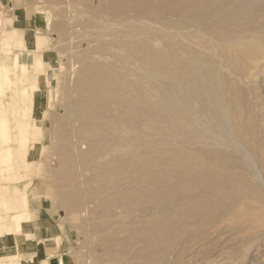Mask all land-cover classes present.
<instances>
[{"label":"bare ground","instance_id":"6f19581e","mask_svg":"<svg viewBox=\"0 0 264 264\" xmlns=\"http://www.w3.org/2000/svg\"><path fill=\"white\" fill-rule=\"evenodd\" d=\"M97 1L55 0L65 16L78 14L81 39L98 46L90 40L92 51L76 52L81 95L69 92L66 107L80 124L69 117L61 125L64 164L53 170L69 179L58 194L67 209L83 211L85 198L94 205L87 212L105 258L97 264H168V253L180 257L236 213L256 226L264 206V0ZM22 78L13 96H26ZM3 87L0 243L2 264H18L19 238L38 215L30 111L23 101L10 122Z\"/></svg>","mask_w":264,"mask_h":264},{"label":"rangeland","instance_id":"374dc122","mask_svg":"<svg viewBox=\"0 0 264 264\" xmlns=\"http://www.w3.org/2000/svg\"><path fill=\"white\" fill-rule=\"evenodd\" d=\"M91 1L93 5L95 4L94 6H97V0ZM77 18L78 14L74 11H69L65 16L62 5L57 4L55 0H0V49L4 55H7L12 64L10 66L11 72H8L2 66L0 67V84H3V86L6 84L8 89H4L8 93L4 102L7 104L6 112L10 122L18 117L15 112H21L24 105L23 101L29 102L27 108L30 112L26 115V118L29 120L31 132L29 143L31 148L30 161L34 166L30 196L37 201L33 209L38 212L36 217H32L26 223L28 231L24 232L34 234L32 241L35 248L28 250L32 251L29 253H34L36 259L37 253L42 249V247L37 246L38 242L46 248L49 245L50 251H54L55 248L58 250L57 245L60 244L59 254L64 249V253H66L71 264H97L98 261L96 262L95 259L100 258L99 262H101L105 258L96 250L98 244L95 242L98 235L93 229V225L96 223L93 222V219L94 221L96 219L89 216L91 214L89 211H92L91 208L94 205L91 200L85 198L86 202L82 205L83 211H81V207H75L72 210H70L71 208L67 209L64 206L65 200L63 198L61 200L58 194L67 192L68 188L64 190L63 185L65 187L69 186V182L67 183L69 179H65L64 174L53 175V170H62L64 164V160L61 158V148L58 146L61 145L63 138L61 125L69 117V121L74 120L73 122L77 123L75 125L71 122L73 126L79 127L80 124L79 121H76L74 115L72 116L74 110H68L72 107L70 108V105H68L67 99L70 94L73 96L70 95L71 98H76L80 94L76 85L79 74L76 75V72L80 73L81 70L79 69H82L80 66L83 67L84 63L82 58L78 57V54L81 56V52H84L87 46L85 52L91 50V45L88 44L91 38L89 37L88 41L85 40V37L81 39L82 27L76 25ZM16 29H21L22 37H26L24 44H18L16 36L20 33ZM92 40L90 43L94 42L95 44L96 41ZM94 44L93 46H98V43ZM93 46L92 49H96ZM74 52L75 54L78 53L77 56L75 55L77 60L73 55ZM94 53L95 51H93ZM106 53L109 54V52H105V55H103L106 57L102 55V58L111 62L110 54ZM100 57L96 59H102ZM80 60H82L83 65H81ZM94 61L96 60L94 59ZM5 64L7 63H4L3 66ZM13 68H17V71H13ZM21 78L26 81L27 94L25 97L24 93L13 96L12 94L16 93L15 91H21V87L18 89ZM3 86L0 85V88H4ZM68 88L71 90H68ZM75 93L79 94L75 95ZM66 106H69V108L67 109ZM68 112L72 114H68ZM64 114L66 115L64 116ZM40 126L43 128L41 133L37 132ZM59 126L60 130H58ZM59 131H61V134ZM57 135L58 137H56ZM84 146H88V148L85 150ZM88 149L90 150L89 142L84 143L82 145L83 153L88 152ZM14 151L17 152V146ZM79 159L81 161L82 158L78 156L77 160L73 162L79 164ZM14 161L17 164L20 163L16 156ZM59 163L62 164H60L62 167ZM76 166L79 168L77 170L80 171V165ZM83 172L85 174L86 171ZM82 178L80 183L85 177ZM23 186V184L20 185L19 189H22ZM59 188L63 190L60 191ZM82 188L84 189L83 184ZM26 189L27 186L25 185L24 190ZM66 196L67 202H69L72 196ZM86 203H89V207L87 205L84 207ZM84 216L87 217V220L91 218L92 221H87ZM259 217H261L260 220L254 226L244 224L238 220L237 213L234 217L230 216V220L226 219L218 223L219 227L217 229H215V226L212 227L207 239L202 241L203 243H197V246L194 245V248L180 257L175 254L172 255V251L171 254L168 253V264H264V206ZM13 224L21 226L22 221L18 220ZM22 237L24 236L22 235ZM138 241L140 240L132 238V242ZM126 242L128 245L130 242L129 237ZM45 243L48 245L46 246Z\"/></svg>","mask_w":264,"mask_h":264},{"label":"crops","instance_id":"0c3cea01","mask_svg":"<svg viewBox=\"0 0 264 264\" xmlns=\"http://www.w3.org/2000/svg\"><path fill=\"white\" fill-rule=\"evenodd\" d=\"M16 31L18 33H20L19 35H17V41L18 44L25 43V36L22 37V30L21 29H16ZM10 59L7 58V55H4V53L2 52V50L0 49V67L2 66V68H8L11 69L10 66H12L11 62L9 61ZM4 63H7L3 66ZM13 71H17V68H13ZM9 234V238H11V232H8ZM21 235H23L24 237H20L19 240H21V242H19L20 244H22L21 247V257L22 259H18V264H71L69 259L67 258L66 253H64V249H62V253L59 254L58 250L60 247V244L57 245L58 250L55 248L54 251H50L49 250V245L45 243L46 247H43L41 245V243L38 242L37 246H39L40 248L42 247V249H40V251L37 253L36 255V259H35V254L34 253H29L32 251H28L31 250L33 248H35L34 242L32 241L34 239V234L33 233H22ZM3 237V233L0 232V241ZM9 249V248H8ZM54 253V254H52ZM2 255H3V245L0 243V264H2ZM10 260L7 256L5 257V260Z\"/></svg>","mask_w":264,"mask_h":264}]
</instances>
